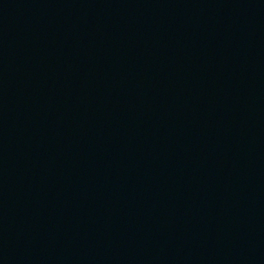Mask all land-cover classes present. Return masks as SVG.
<instances>
[{"label": "water", "instance_id": "obj_1", "mask_svg": "<svg viewBox=\"0 0 264 264\" xmlns=\"http://www.w3.org/2000/svg\"><path fill=\"white\" fill-rule=\"evenodd\" d=\"M0 264H264V0H0Z\"/></svg>", "mask_w": 264, "mask_h": 264}]
</instances>
